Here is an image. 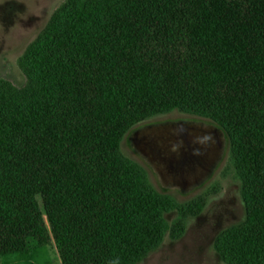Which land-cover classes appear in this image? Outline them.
Masks as SVG:
<instances>
[{
  "label": "trees",
  "instance_id": "16d2710c",
  "mask_svg": "<svg viewBox=\"0 0 264 264\" xmlns=\"http://www.w3.org/2000/svg\"><path fill=\"white\" fill-rule=\"evenodd\" d=\"M19 65L23 87L0 80V255L139 264L179 239L205 197L158 191L120 149L178 110L229 139L245 215L214 250L264 264V0H64Z\"/></svg>",
  "mask_w": 264,
  "mask_h": 264
},
{
  "label": "rangeland",
  "instance_id": "374dc122",
  "mask_svg": "<svg viewBox=\"0 0 264 264\" xmlns=\"http://www.w3.org/2000/svg\"><path fill=\"white\" fill-rule=\"evenodd\" d=\"M64 0H0V80L23 87L19 57ZM122 153L138 162L153 186L180 203L205 197L199 214L186 219L179 239L166 235L139 264H225L215 236L244 218L240 183L226 132L211 119L173 110L145 120L123 136ZM177 212H169V223ZM0 264H60L54 245L0 255Z\"/></svg>",
  "mask_w": 264,
  "mask_h": 264
},
{
  "label": "clouds",
  "instance_id": "9594fccd",
  "mask_svg": "<svg viewBox=\"0 0 264 264\" xmlns=\"http://www.w3.org/2000/svg\"><path fill=\"white\" fill-rule=\"evenodd\" d=\"M111 264H118V261L113 260V261L111 262Z\"/></svg>",
  "mask_w": 264,
  "mask_h": 264
}]
</instances>
